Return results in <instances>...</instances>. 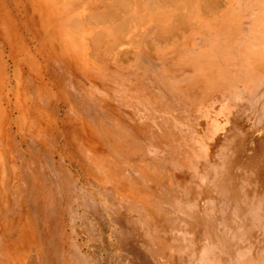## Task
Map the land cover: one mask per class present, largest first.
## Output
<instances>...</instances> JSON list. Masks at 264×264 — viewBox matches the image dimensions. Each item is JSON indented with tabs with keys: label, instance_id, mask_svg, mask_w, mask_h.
<instances>
[{
	"label": "rangeland",
	"instance_id": "rangeland-1",
	"mask_svg": "<svg viewBox=\"0 0 264 264\" xmlns=\"http://www.w3.org/2000/svg\"><path fill=\"white\" fill-rule=\"evenodd\" d=\"M219 1L181 47L216 56L214 88L149 48L94 73L9 68L0 264H264V0Z\"/></svg>",
	"mask_w": 264,
	"mask_h": 264
},
{
	"label": "bare ground",
	"instance_id": "bare-ground-1",
	"mask_svg": "<svg viewBox=\"0 0 264 264\" xmlns=\"http://www.w3.org/2000/svg\"><path fill=\"white\" fill-rule=\"evenodd\" d=\"M15 2L17 9L13 11L7 0H0V136L6 110L3 99L9 97L11 91L17 100L23 98L20 85L8 88L20 73L21 62L36 74L43 63L51 62H58L62 67L70 64L80 73H94L114 62L130 66L148 48L157 50L162 56L170 55L175 60H193L195 55L181 47L192 42L190 39L198 34L195 30L198 24L204 25L215 14L226 11L219 0ZM153 26L151 34L149 28ZM25 30L34 42L32 48L23 36ZM263 52L264 46L253 45L252 72L260 70ZM214 59L215 55L206 52L201 58L191 61L204 89L214 88L223 82L215 71ZM10 67L17 68L16 75L9 71ZM18 106L21 107L20 103ZM5 160L4 145H0V175L6 174ZM5 190L7 192V188Z\"/></svg>",
	"mask_w": 264,
	"mask_h": 264
},
{
	"label": "crops",
	"instance_id": "crops-1",
	"mask_svg": "<svg viewBox=\"0 0 264 264\" xmlns=\"http://www.w3.org/2000/svg\"><path fill=\"white\" fill-rule=\"evenodd\" d=\"M8 99V97L6 99H3V103H4V106L6 107V110H5V115H4V119H3V130H2V136H0V145H8V140H9V130L11 128V111H10V108H8L6 106V100ZM22 99V98H21ZM21 99H19V101H21ZM17 100V99H16ZM16 121L15 123L19 126V129H26V124H27V119L25 117V114L20 111V114L18 115V117L16 116ZM34 119V120H33ZM49 117L46 119V125H47V129L50 128V121H49ZM40 127H43V123L40 122V120L38 119V116H32L31 117V120H30V128H31V131L32 132H41L42 130H44V128H42L40 130ZM4 136V137H3ZM4 149H5V146H4ZM6 158V157H5ZM5 162V167H6V170L8 171V167H7V159L4 161ZM6 171V174H2L0 175V211L2 210L3 211V208H4V198H5V192H6V186H7V174L8 172ZM6 180V181H5ZM5 184V185H4ZM4 185V186H3ZM1 211V214H0V221H1V217H2V212Z\"/></svg>",
	"mask_w": 264,
	"mask_h": 264
}]
</instances>
